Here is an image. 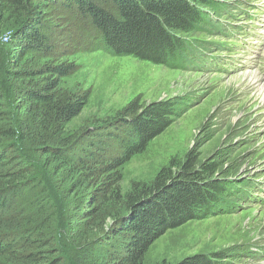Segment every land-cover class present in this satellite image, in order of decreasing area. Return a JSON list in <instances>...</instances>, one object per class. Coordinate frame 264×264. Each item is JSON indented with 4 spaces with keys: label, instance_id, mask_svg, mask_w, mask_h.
I'll return each instance as SVG.
<instances>
[{
    "label": "rangeland",
    "instance_id": "1",
    "mask_svg": "<svg viewBox=\"0 0 264 264\" xmlns=\"http://www.w3.org/2000/svg\"><path fill=\"white\" fill-rule=\"evenodd\" d=\"M30 2L40 7L41 30L51 48L48 52L23 49L15 56L8 42L18 30L14 21L19 10L9 0H0V83L5 108L25 122L23 127L37 132L41 142L62 138L83 156L90 129L117 117L130 103L145 107L158 100L176 101L171 124L144 151L110 173L97 175L93 167L91 171L71 167L43 155L32 142L23 143L31 173L42 183L37 190L42 192L37 198L42 205L39 210L31 207L34 215L26 220L36 219L44 224L39 234L55 238L50 258L61 264H75L79 256L81 264H112L99 249L98 239L113 228V215L121 214L126 194L149 185L163 167L194 150L201 162L218 164L211 181H228L240 188L226 196L228 210L186 221L159 236L147 251L145 264H180L196 254L219 257L221 264H264V103L247 78L255 71L258 83L264 85V46L247 54L253 44V20L264 17L260 8L264 0H196L209 27L190 33L193 41L174 65L112 54L88 20L45 1ZM245 57L250 58V66L238 71ZM61 63L74 69L60 80L59 91L86 93L88 101L72 120L54 126L46 109L16 103L15 98L20 88L44 82L45 67ZM10 69L33 71L31 81L8 78ZM114 140L106 146V157L121 152ZM103 183L108 187L105 192L97 190ZM8 257L0 256V263L20 264Z\"/></svg>",
    "mask_w": 264,
    "mask_h": 264
},
{
    "label": "trees",
    "instance_id": "2",
    "mask_svg": "<svg viewBox=\"0 0 264 264\" xmlns=\"http://www.w3.org/2000/svg\"><path fill=\"white\" fill-rule=\"evenodd\" d=\"M41 1L71 10L88 20L103 46L112 54L133 56L153 64H177L190 46L188 42L193 41L190 33L206 29L208 22L196 0ZM9 2L19 10L14 21L18 30L15 36L9 35L8 42L15 56L23 49L48 52L51 47L41 30L40 7H32L30 0ZM73 69L68 63L45 67L48 76L44 82L20 88L16 103L25 101L35 109H46L48 121L54 126L69 122L88 101L86 93L62 94L59 91L60 80ZM31 76V70L13 69L8 70L7 75L26 83L31 81ZM3 89L4 84L0 83V256H10L8 258H15L20 264H61L48 255L55 249V238L39 234L44 224H37L33 218L32 222L26 220L30 214L34 215L31 207L39 210L42 205L41 200H37L42 194L37 191L42 183L31 173L23 145L32 142L43 155L71 167L82 166L86 171L93 167V174L97 175L110 173L134 154L144 151L148 143L171 124L176 116V101L172 98L158 100L145 107L130 103L117 117L98 122L90 129L87 135L91 140L81 150V156L67 140L56 137L41 142L37 132L23 127L25 122L17 120L14 113L5 108ZM40 122L45 123L44 120ZM112 139L121 152L106 157V146ZM216 171H219L217 163L201 162L196 152L189 150L182 160L163 167L149 185L132 188L125 196L121 214L113 215V228L98 239L99 249L105 251L104 257L112 264H145L150 246L168 229L228 210L224 206L229 200L226 196L239 185L233 187L228 181H211ZM107 188L103 183L98 184L97 190L105 192ZM34 246L37 248L32 250ZM218 258L196 254L186 257L180 264H221ZM81 259L80 256L76 258L75 264H81Z\"/></svg>",
    "mask_w": 264,
    "mask_h": 264
},
{
    "label": "bare ground",
    "instance_id": "3",
    "mask_svg": "<svg viewBox=\"0 0 264 264\" xmlns=\"http://www.w3.org/2000/svg\"><path fill=\"white\" fill-rule=\"evenodd\" d=\"M247 59L250 60L249 57H247ZM249 60H247L246 62L249 63L250 62ZM247 78L252 82V85H254V87L255 86L257 87V91L254 93L257 96V98H259V100L264 103V85H262L261 83H258L257 79L259 78V76L256 74L255 71H253L248 74Z\"/></svg>",
    "mask_w": 264,
    "mask_h": 264
}]
</instances>
